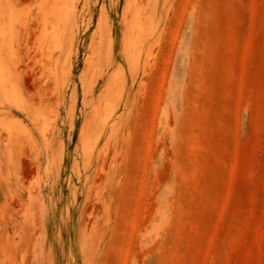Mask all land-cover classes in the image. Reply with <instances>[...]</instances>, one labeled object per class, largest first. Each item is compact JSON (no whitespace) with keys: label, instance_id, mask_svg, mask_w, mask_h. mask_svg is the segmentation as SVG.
<instances>
[{"label":"rangeland","instance_id":"374dc122","mask_svg":"<svg viewBox=\"0 0 264 264\" xmlns=\"http://www.w3.org/2000/svg\"><path fill=\"white\" fill-rule=\"evenodd\" d=\"M0 264H264V0H0Z\"/></svg>","mask_w":264,"mask_h":264}]
</instances>
